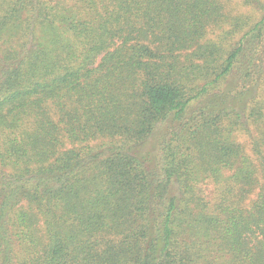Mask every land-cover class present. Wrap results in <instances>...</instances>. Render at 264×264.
<instances>
[{"label": "trees", "instance_id": "16d2710c", "mask_svg": "<svg viewBox=\"0 0 264 264\" xmlns=\"http://www.w3.org/2000/svg\"><path fill=\"white\" fill-rule=\"evenodd\" d=\"M239 2L0 0V264H264V0Z\"/></svg>", "mask_w": 264, "mask_h": 264}, {"label": "rangeland", "instance_id": "374dc122", "mask_svg": "<svg viewBox=\"0 0 264 264\" xmlns=\"http://www.w3.org/2000/svg\"><path fill=\"white\" fill-rule=\"evenodd\" d=\"M228 1H229V3H228L229 11H232L235 13V11L242 9V6H241V3L239 2V0H228ZM239 15H243V16L245 15L247 19L249 17L252 21L257 20V18L259 17V15L255 13V11H253L251 8H247V7Z\"/></svg>", "mask_w": 264, "mask_h": 264}]
</instances>
